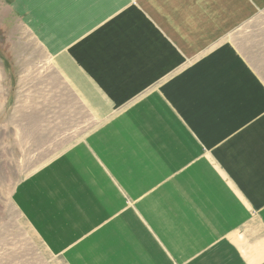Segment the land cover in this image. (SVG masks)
Returning <instances> with one entry per match:
<instances>
[{"label": "crops", "instance_id": "0c3cea01", "mask_svg": "<svg viewBox=\"0 0 264 264\" xmlns=\"http://www.w3.org/2000/svg\"><path fill=\"white\" fill-rule=\"evenodd\" d=\"M11 3L21 25L49 53L72 98L81 101L98 120L97 126L80 141V168L74 167L80 155L68 154L35 174L33 188L26 189L37 198L53 195V191L60 198L71 197L70 211H74L76 194L79 205L88 202L85 216L78 211L70 214L66 222L70 230L66 234L61 233L63 227L59 224H52L56 234L64 235L68 241L85 236L75 249L81 248L87 264H98L96 257L103 264H264V82L228 37L264 10V0H12ZM35 4L42 5H38L41 12ZM46 13L48 17H42ZM236 90L238 96L242 93L240 100L231 93ZM145 120L150 124L144 126ZM161 125L163 129H158ZM107 126L110 129H105ZM141 139L143 144L139 142ZM140 152L144 154L140 156ZM69 161L73 164L68 165ZM136 161L143 162L139 165ZM198 161L208 165H205L208 174L191 173ZM150 166L155 168L152 172ZM161 166L167 167L166 170ZM79 170L87 174L86 183L75 184L81 180L74 174ZM138 177L139 181L151 182V188L160 182L165 192L170 190L167 196L175 197L181 192L200 194L195 182L212 180L221 188L227 185L226 192L230 195L226 196V202L230 204L225 203L228 207H221L216 215L204 212L199 222L196 214L179 203L170 205V211L175 210L170 215L172 223L165 214V224L144 223L145 227L135 209L139 217L130 209L112 216L111 207H122L116 187L134 197L132 206L140 200L141 194L120 181L126 178L135 181ZM59 178L67 180L66 183L60 185ZM91 181L102 184L95 194V205L85 187ZM112 194L115 201L108 199ZM90 216L97 218L96 224H88L90 221L86 219ZM106 216L110 224H101ZM69 254L70 251L66 253ZM78 260L82 257L78 256Z\"/></svg>", "mask_w": 264, "mask_h": 264}, {"label": "rangeland", "instance_id": "374dc122", "mask_svg": "<svg viewBox=\"0 0 264 264\" xmlns=\"http://www.w3.org/2000/svg\"><path fill=\"white\" fill-rule=\"evenodd\" d=\"M11 2L0 0V264H87V256L78 260L81 248L75 249L85 236L81 240L68 241L62 234L70 230L66 222L71 213L78 211L86 215L84 210L89 208L88 202L79 205L76 202L79 194H76L74 211H70L71 197L60 198L53 191V195L37 198L26 189L33 188L35 174L68 154L74 156L77 152L80 155L74 166L80 168V141L97 126L98 120L81 101L72 98L59 79L49 53L29 29L21 25V18L11 8ZM228 37L264 82V10ZM67 163L73 164L72 161ZM74 174L81 179L75 184L86 183L87 174L80 170ZM57 180L60 185L67 181ZM100 185L91 181L89 190L85 185L93 196V204L97 201L95 194ZM116 191L122 199V207H111L110 214L118 216L131 208L135 215L134 199L118 187ZM108 199L116 200L113 194ZM192 200L193 197L186 198V201ZM165 214L169 222L174 212L168 214L166 210ZM107 217L101 224H110ZM96 219L90 216L86 221L96 224ZM52 224L63 227L61 235L56 234ZM146 231L155 239L149 228ZM68 251L70 254L66 255ZM95 261L103 264L100 257Z\"/></svg>", "mask_w": 264, "mask_h": 264}, {"label": "bare ground", "instance_id": "6f19581e", "mask_svg": "<svg viewBox=\"0 0 264 264\" xmlns=\"http://www.w3.org/2000/svg\"><path fill=\"white\" fill-rule=\"evenodd\" d=\"M41 2H42V0H40ZM36 6H37V11L38 12H41V10L39 9V6L38 5H40L41 7H42V5L41 4H35ZM42 17H48V14L46 13V14H44V15H42ZM60 52V51H59ZM58 52V53H59ZM60 54V53H59ZM213 59V58H212ZM215 59V58H214ZM217 59H219V57L217 58ZM222 59H220V61H221ZM222 62V61H221ZM197 63V62H196ZM211 63H213V62H211ZM223 65V64H222ZM191 66H193V64L191 65ZM219 66H221V65H219ZM218 66V67H219ZM222 68H224V67H222ZM233 69V68H232ZM185 71V70H184ZM228 72V71H227ZM229 73H230V71H229ZM224 74H226L225 72H224ZM224 74H222V75H224ZM221 75V76H222ZM198 76V75H197ZM225 76V78H226V75H224ZM228 76V75H227ZM240 76V75H239ZM218 77V76H217ZM199 78V77H198ZM225 78L223 79V78H221V79H223V80H225ZM196 79V78H195ZM200 79V78H199ZM215 79V78H214ZM213 79V80H214ZM220 79V80H221ZM212 80V81H213ZM233 80V79H232ZM235 80V79H234ZM195 81V80H194ZM169 82V81H168ZM167 82V83H168ZM217 82V81H216ZM223 82V81H222ZM233 82V81H232ZM231 82V83H232ZM203 83V82H202ZM215 83V82H214ZM249 83V82H248ZM228 84H230V82L228 81ZM155 85V84H154ZM165 85V84H164ZM191 85V84H190ZM202 85V84H201ZM188 86H189V84H188ZM207 86V85H206ZM212 86V85H211ZM229 86V85H228ZM162 87V86H161ZM185 87V86H184ZM201 87V86H200ZM216 87V86H215ZM239 87V86H238ZM238 87H236V88H238ZM202 88L204 89V87L202 86ZM209 88V87H208ZM182 89V88H181ZM199 89V88H198ZM214 89V88H213ZM213 89H211V90H213ZM226 89V88H225ZM184 90V89H183ZM241 90V89H240ZM262 90V89H261ZM223 91V90H222ZM222 91H221V93H222ZM233 91H234V89H233ZM239 92V90H236L235 91V93H233V92H231L234 96H238L237 95V93L236 92ZM256 91V90H255ZM162 92V91H161ZM185 91H183V93H184ZM196 92V91H195ZM204 92V91H203ZM227 92H229V90H227ZM261 92V91H260ZM151 93V92H150ZM176 93V92H175ZM183 93H181V97H182V94ZM189 93V92H188ZM216 93V92H215ZM230 93V94H231ZM258 93V92H257ZM154 94V93H153ZM196 94V93H195ZM219 94V93H218ZM236 94V95H235ZM239 94V96L242 94H240V93H238ZM141 95V94H140ZM186 95V94H185ZM196 95H198V94H196ZM204 95V94H203ZM225 95H227V93H225ZM146 96V95H145ZM193 96V95H192ZM216 96V95H215ZM231 96V95H230ZM239 96H238V98H237V100L239 99ZM254 96V95H253ZM175 97V96H174ZM181 97H178V98H181ZM188 97V96H187ZM186 97V98H187ZM191 97V96H190ZM223 97V96H222ZM225 97V96H224ZM228 97H229V94H228ZM227 96H226V98H228ZM241 97H243V96H241ZM241 97H240V99H241ZM259 97V96H258ZM258 97H255L256 99L258 98ZM261 97V96H260ZM170 98V97H169ZM178 98H176V99H178ZM219 98H221L220 96H219ZM195 99V98H194ZM213 99V98H212ZM215 99V98H214ZM239 99V100H240ZM250 99V98H249ZM259 99V98H258ZM262 99V98H261ZM141 100V99H140ZM149 100V99H148ZM180 100V99H179ZM183 100V99H182ZM185 100H188V98L187 99H185ZM193 100V99H192ZM209 100H211V98L209 99ZM208 100V101H209ZM235 100H236V97H235ZM236 100V101H237ZM247 100V99H246ZM245 100V101H246ZM178 101V100H177ZM212 101V100H211ZM221 102H222V100H220ZM235 101V102H236ZM146 102V101H145ZM190 102V101H189ZM188 102V103H189ZM224 102V101H223ZM230 102V101H229ZM232 102V101H231ZM230 102V103H231ZM239 102V101H238ZM181 103H183V102H181ZM207 103V102H206ZM210 103H212V102H210ZM214 103V102H213ZM226 103V102H225ZM184 104H185V102H184ZM205 104V103H204ZM215 104H216V102H215ZM222 104V103H221ZM227 104H229L228 102H227ZM97 105H99V103H97ZM179 105V104H178ZM183 105V104H182ZM209 105V104H208ZM181 106V105H180ZM226 106V105H225ZM224 106V108H226V107H228V106H226L225 107ZM239 106H240V104H239ZM245 106V105H244ZM243 106V107H244ZM250 106H251V103H250ZM233 107H235V106H233ZM122 108V107H121ZM143 108V107H142ZM145 108V107H144ZM133 109H134V107H133ZM198 109V108H197ZM85 110V109H84ZM178 110V109H177ZM183 110V109H182ZM220 110V109H219ZM231 110V109H230ZM236 110H238L239 111V109H236ZM241 110V109H240ZM222 111V110H221ZM131 112V111H130ZM192 112H193V110H192ZM199 112H201V111H199ZM226 112V111H225ZM224 112V113H225ZM134 113V112H133ZM195 113V112H194ZM202 113V112H201ZM126 114V113H125ZM127 114H129V113H127ZM187 114V113H186ZM199 114V113H198ZM119 115V114H118ZM122 115V114H121ZM121 115H120V117H121ZM133 115H135V114H133ZM138 115H140V114H138ZM228 115V114H227ZM230 115V114H229ZM233 115V114H232ZM108 116V115H107ZM128 116V115H127ZM141 116V115H140ZM139 116V117H140ZM133 117V116H132ZM138 117V118H139ZM130 118V117H129ZM188 119V118H187ZM225 119V118H224ZM227 120V119H226ZM225 120V121H226ZM110 121V120H109ZM118 121V120H117ZM121 121H122V119H121ZM121 121H120V123H121ZM132 121V120H131ZM146 122L145 123H143L144 124V126H146V125H148V124H150V122L148 121V120H145ZM119 122V121H118ZM125 122V121H124ZM127 122V121H126ZM134 122V121H133ZM141 122V121H140ZM142 122H144V121H142ZM141 122V123H142ZM112 123V122H111ZM119 123V124H120ZM119 124H117V125H119ZM127 124H128V122H127ZM136 125V124H135ZM178 125H180V124H177V126ZM208 125V124H207ZM127 126H129V125H127ZM137 126H139V124L137 125ZM140 126H141V124H140ZM108 127V126H107ZM112 128L114 127V126H111ZM116 128L118 127V126H115ZM181 127V126H180ZM184 127V126H183ZM202 127V126H201ZM205 127V126H204ZM116 128H114V129H116ZM144 128V127H143ZM182 128V127H181ZM181 128H180V130H181ZM105 129H110L109 127L108 128H105ZM126 129V128H125ZM130 129V128H129ZM132 129V128H131ZM138 129V128H137ZM158 129H163V126L161 125V126H159L158 127ZM182 129H184V128H182ZM119 130V129H118ZM128 130V129H127ZM139 130V129H138ZM142 130V129H141ZM122 131V130H121ZM175 131V130H174ZM178 131V130H177ZM176 131V132H177ZM98 132V131H97ZM161 132V131H160ZM142 133V132H141ZM147 133H149V132H147ZM157 133V132H156ZM183 133V132H182ZM181 133V134H182ZM100 134V133H99ZM143 134V133H142ZM185 134V133H184ZM107 135H109V133L107 134ZM147 135H149V134H146V136ZM159 135V134H158ZM106 136V135H105ZM145 136V137H146ZM160 136V135H159ZM184 136H187V135H184ZM122 137V136H121ZM144 137V138H145ZM148 137V136H147ZM154 137V136H153ZM170 137V136H169ZM169 137H168V139H169ZM126 138V137H125ZM150 138L151 139H153L152 138V133H151V136H150ZM189 138V137H188ZM191 138V137H190ZM199 138V137H198ZM161 139V138H160ZM160 139H159V141H160ZM165 139V138H164ZM185 141H187V138L185 137ZM192 139V138H191ZM190 139V140H191ZM197 139V138H196ZM114 140V139H113ZM147 140H148V138H147ZM157 141H158V139H156ZM155 140V142H157ZM170 140V139H169ZM183 140V139H182ZM224 140V139H223ZM115 141V140H114ZM125 141V140H124ZM161 141L163 142V140L161 139ZM165 141H166V139H165ZM164 141V142H165ZM171 141V140H170ZM174 141V140H173ZM191 141H193V140H191ZM131 142V141H130ZM129 142V143H130ZM139 142L141 143V144H143V139H141V140H139ZM161 142V143H162ZM175 142V141H174ZM177 142V141H176ZM183 142V141H182ZM132 143V142H131ZM133 143H135V142H133ZM137 143V142H136ZM150 143V142H149ZM166 143V142H165ZM179 142H177V144H178ZM185 144H187L186 142H184ZM184 143H183V145H184ZM188 143H189V141H188ZM128 144V143H127ZM151 144H152V142H151ZM169 144V143H168ZM176 144V145H177ZM180 144V143H179ZM190 144V143H189ZM197 144V143H196ZM130 145H132V144H130ZM193 144H191V146H192ZM133 146H134V144H133ZM152 146V145H151ZM156 146V145H155ZM159 146V145H158ZM161 146V145H160ZM175 146V145H174ZM178 146V145H177ZM180 146V145H179ZM153 147V149H154V146H152ZM176 147V146H175ZM184 147V146H183ZM156 148V147H155ZM159 148H161V147H159ZM168 148V147H167ZM172 148H173V145H172ZM171 148V149H172ZM185 148V147H184ZM195 148V147H194ZM130 149H131V146H130ZM158 149V148H157ZM174 149V148H173ZM103 150V149H102ZM133 150V149H132ZM155 150V149H154ZM161 150V149H160ZM165 150V149H164ZM137 151H139V150H137ZM167 151H169V149L167 150ZM162 152V151H161ZM164 152V151H163ZM195 152V151H194ZM203 152V151H202ZM141 153V152H140ZM196 153V152H195ZM98 154V153H97ZM110 154H113V153H110ZM144 154V153H143ZM142 153L140 154V156L141 155H143ZM119 155V154H118ZM122 155V154H121ZM133 157L134 156H136V154L135 155H132ZM157 156V155H156ZM122 157V156H121ZM131 157V156H130ZM132 157V158H133ZM132 158H130L131 160H132ZM140 158V157H139ZM151 158H153V157H151ZM154 158H155V155H154ZM160 158V157H159ZM120 159V158H119ZM122 159H123V157H122ZM135 159H137L136 157H135ZM157 159V158H156ZM156 159H155V161H156ZM121 160V159H120ZM144 160H146V159H144ZM143 160V161H144ZM118 161V160H117ZM125 161H126V159H125ZM142 161V162H143ZM146 161H148V160H146ZM161 161V160H160ZM116 162V161H115ZM120 162H122V161H120ZM132 162H133V160H132ZM139 162V161H138ZM137 161L135 162V163H137V164H139ZM141 162V163H142ZM151 162V161H150ZM149 162V163H150ZM154 162V161H153ZM135 163L133 164V165H135ZM140 163V164H141ZM155 163V162H154ZM197 163V162H196ZM116 164V163H115ZM118 164V163H117ZM124 164H126V163H124ZM139 164V165H140ZM109 165H110V163H109ZM132 165V166H133ZM189 165V164H188ZM205 165L206 166H208L206 163H200L199 161H198V163L196 164V165H194L193 167H192V172L191 173H194V174H202V173H204V175H206V174H208V172H207V170H206V168H205ZM111 166V165H110ZM113 166V165H112ZM138 166V165H137ZM163 166V165H162ZM161 166V167H162ZM192 166V165H191ZM127 167H129V166H127ZM126 167V168H127ZM160 167V170L159 171H161L162 170V172H163V169H165L166 170V168H161ZM165 167V166H164ZM186 167V166H185ZM212 167H214V168H212ZM189 168H190V166H189ZM207 168H210V167H207ZM211 168L212 169H217V168H215V166H211ZM129 169V168H128ZM127 169V170H128ZM134 169V168H133ZM148 169H149V171H151L152 169H155V168H153V166H150V167H148ZM159 169V168H158ZM122 170V169H121ZM126 170V169H125ZM130 170V169H129ZM165 170H164V172H165ZM168 170V169H167ZM218 170V169H217ZM217 170H216V172H217ZM120 171V170H119ZM123 171V170H122ZM156 171V170H155ZM121 172V171H120ZM131 172V171H130ZM145 172V171H144ZM152 172V171H151ZM157 172V171H156ZM185 172V171H184ZM123 173V172H122ZM125 173H127L128 174V172L126 171ZM148 173V172H147ZM150 173V172H149ZM169 173H171V172H169ZM186 173V172H185ZM130 174V173H129ZM146 174V173H145ZM163 174V173H162ZM162 174H159V175H162ZM167 174V173H166ZM118 176H120L119 174H117ZM121 175H124V173L123 174H121ZM126 175V174H125ZM135 175V174H134ZM143 175V174H142ZM141 175V176H142ZM148 174H146V176H147ZM158 175V176H159ZM168 175V174H167ZM166 175V176H167ZM117 176V179L119 178ZM131 175H129V177H130ZM139 176V175H138ZM222 176V175H221ZM126 177V176H125ZM140 177V176H139ZM139 177L137 178V180H135V181H130V178H126L125 180H120L121 181V184L123 185V186H126L127 188H130V187H132L133 189L131 190V191H133L134 189L136 190V194H141L140 196V200H138V201H136L134 204L135 205H133L132 207H133V209H135L138 213H139V215L141 216V221L143 222V223H145V224H165V210H167V213L168 214H172L173 212H174V210L173 211H170V208H171V206L172 205H174L173 203H175V204H177V203H179V204H181L180 205V207L181 206H183L185 209H187L189 212H192V213H194V214H196V216H197V220L196 221H198L200 218H201V216H202V214L205 212L206 214L205 215H209V213L210 214H212V213H214V215H216L217 214V212L220 210V208L222 207L223 209L226 207L225 205L226 204H228L227 202H226V196H229L230 195V193H227L226 192V186L227 185H225V186H223V188H221L222 186H217L216 185V182L214 183L212 180H204V181H198V182H201V183H198V182H195V184L197 185V191L200 193V194H191L192 192L191 191H189V192H191V193H188L187 192V194H189V195H186V192H181V195L179 196V197H177V195H176V197L175 196H172V194H170L171 196H167V194H169V192H170V190H168L167 192H165V186L163 185V187H161L162 185H159L160 184V182L158 183L157 182V184H156V186H154V187H149V184H151V182L148 184V182L147 181H139ZM156 177V176H155ZM164 177H165V174H164ZM178 176H176V178H177ZM159 178V177H158ZM157 178V179H158ZM176 178L174 177V179L176 180ZM190 178V177H189ZM202 178H204V177H202ZM217 178H219L218 176H217ZM120 179H121V177H120ZM124 179V178H123ZM142 179H143V177H142ZM160 179L162 180V178L160 177ZM159 179V180H160ZM199 179V178H198ZM205 179V178H204ZM214 179H216V178H214ZM192 180V179H191ZM148 181H150L149 179H148ZM158 181V180H157ZM134 182H135V184H134ZM186 182V181H185ZM155 183V182H154ZM168 183V182H167ZM194 183V182H193ZM221 183V182H220ZM226 183V181L225 182H222V184H225ZM119 184V183H118ZM120 184V185H121ZM147 184H148V187H146L147 186ZM180 184V183H179ZM185 185H186V183H184ZM184 184H182V186L184 185ZM189 184V183H188ZM152 186V185H151ZM166 186L168 187L169 185L168 184H166ZM158 187V188H157ZM174 187V186H173ZM186 187H188L187 185H186ZM229 188H231L230 186H228ZM149 188V189H148ZM155 188H157V189H155ZM189 188H190V186H189ZM126 189V188H125ZM148 190L149 191V193L147 194L146 192H148V191H146V192H142V191H145V190ZM169 189V188H168ZM172 189V188H171ZM189 190V189H188ZM187 191V190H186ZM194 192V191H193ZM231 192H232V190H231ZM144 193H146V194H144ZM204 193V194H203ZM202 194V195H201ZM232 194V193H231ZM166 195V196H165ZM188 196H190V197H193V200L192 201H186V198L188 197ZM238 198V197H237ZM133 199H134V197H133ZM226 203V204H225ZM239 203V202H238ZM243 203V201L241 202V204ZM221 204H222V206H221ZM230 204V203H229ZM236 204H237V202H236ZM240 204V203H239ZM171 205V206H170ZM244 205V204H243ZM230 206V205H229ZM180 207H179V209H180ZM228 207V206H227ZM226 207V208H227ZM236 207H238V206H236ZM176 208H177V206H176ZM225 208V209H226ZM129 209H131V208H129ZM137 212H135V214L138 216V213ZM119 213V212H118ZM126 214V213H125ZM178 214V213H177ZM180 214H181V212H180ZM213 215V216H214ZM139 217V216H138ZM182 217H184V215H182ZM182 217H180L181 218V220L183 221V222H185V221H187V220H185L184 218H182ZM206 217V216H205ZM129 218V217H128ZM135 218V217H134ZM193 219L195 218V217H192ZM208 218H209V216H208ZM196 219V218H195ZM138 221V220H137ZM195 221V220H194ZM114 222V221H113ZM130 222V221H129ZM199 222V221H198ZM210 222H212V221H210ZM225 222V221H224ZM169 223H172L171 222V220L169 219ZM201 223L202 224H204L205 223V221L203 222V220L201 221ZM120 224V223H119ZM140 224V223H139ZM189 224V223H188ZM199 224V223H198ZM70 245V244H69ZM141 253V252H140ZM77 254V253H76ZM82 257V256H81ZM75 259V258H74Z\"/></svg>", "mask_w": 264, "mask_h": 264}]
</instances>
